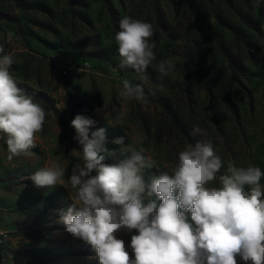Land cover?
<instances>
[{
    "label": "rangeland",
    "instance_id": "1",
    "mask_svg": "<svg viewBox=\"0 0 264 264\" xmlns=\"http://www.w3.org/2000/svg\"><path fill=\"white\" fill-rule=\"evenodd\" d=\"M200 5L197 22L192 12ZM125 16L153 25L156 60L146 74L118 67L114 37ZM0 46L15 57L10 71L18 86L46 111L31 155L8 160L0 138V264H99L89 259L96 256L91 245L59 222L73 202L67 181L82 151L71 126L77 114L96 122L90 138L106 129L114 154L103 163H119L134 150L151 158L154 167L141 173L146 185L165 171L171 175L178 153L203 140L212 141L223 164L209 187L220 186L229 163L264 172V2L0 0ZM161 60L175 65L163 81ZM125 79L143 86L147 102L122 104ZM194 127L206 135H193ZM119 137L124 144H113ZM54 162L65 168L63 185L35 186L30 177ZM135 234L117 235L127 246Z\"/></svg>",
    "mask_w": 264,
    "mask_h": 264
},
{
    "label": "clouds",
    "instance_id": "2",
    "mask_svg": "<svg viewBox=\"0 0 264 264\" xmlns=\"http://www.w3.org/2000/svg\"><path fill=\"white\" fill-rule=\"evenodd\" d=\"M261 2L264 0H257ZM153 34L151 23L123 17L114 37L118 67L146 74L156 60ZM15 62L14 55L5 54L0 46V138H6L8 160L32 154L36 134L43 130L46 119L42 104L13 78L10 69ZM157 68L163 81L175 65L161 60ZM159 87L163 89V83ZM120 97L122 104L147 102L143 86L127 79ZM95 123L81 114L71 121L82 151L67 181L73 202L66 211L61 210L59 220L68 233L91 245L96 256L89 259H98L99 264H237L239 256L245 264H264V172L259 167L229 163L219 176L220 186L209 187L223 164L212 141L203 140L178 153L171 175L165 171L146 185L141 173L154 167L151 158L143 150H134L119 163H103L105 154L114 153L106 147L105 128L89 137ZM192 134L206 135L199 127ZM112 143L122 145L124 138ZM64 175V166L54 162L30 179L37 187H52L63 185ZM185 213H190L194 225ZM133 229L138 234L131 235L126 246L117 234Z\"/></svg>",
    "mask_w": 264,
    "mask_h": 264
},
{
    "label": "trees",
    "instance_id": "3",
    "mask_svg": "<svg viewBox=\"0 0 264 264\" xmlns=\"http://www.w3.org/2000/svg\"><path fill=\"white\" fill-rule=\"evenodd\" d=\"M192 14H193V20L197 21V22H200L202 20V17H203L202 6L200 5V7L197 8L196 11L193 10ZM228 105H229V107L231 109H233V110L235 109V106H234V104L232 102H229Z\"/></svg>",
    "mask_w": 264,
    "mask_h": 264
}]
</instances>
